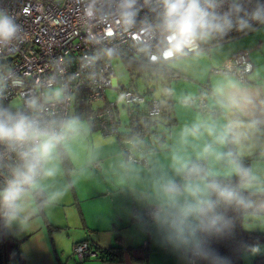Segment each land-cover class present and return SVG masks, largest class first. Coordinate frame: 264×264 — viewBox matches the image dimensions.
Here are the masks:
<instances>
[{
  "label": "crops",
  "instance_id": "crops-1",
  "mask_svg": "<svg viewBox=\"0 0 264 264\" xmlns=\"http://www.w3.org/2000/svg\"><path fill=\"white\" fill-rule=\"evenodd\" d=\"M228 40L237 43L235 49L222 54L218 44ZM228 40L204 49L209 54L208 50L215 48L209 54L211 61L206 79L197 87L191 86L187 73L171 68L173 73L180 75L171 81L181 80L187 85L174 93L170 81L175 121L164 148L145 155L143 163L128 162L115 136L102 135L97 129H92L95 133L89 134L96 144H92L85 157L71 156L69 145L64 144L66 165L65 157L58 149V157L53 163L60 169L57 168L54 177L43 180V188L38 191L44 201L39 203L35 193H29L17 219L11 222L6 219L4 223L5 264H195L181 253L184 247H178L168 239L166 227L157 220L146 222L142 217L134 216L133 206H160L158 183L167 178L183 182L184 177L177 172L180 164L174 161V156L188 164L193 160H205L206 169L213 171L215 177L222 175L224 169L214 170L211 164L215 157L202 155V150L205 145L213 144L215 151L228 152V142L215 143L205 127L198 136H182V132L194 124L214 125L219 132L228 122L238 121L241 139L234 144L239 145L236 149L239 158L253 157L250 168L254 161L264 162V23ZM238 52H247L253 66L248 83L242 84L228 74H212L211 65H221ZM220 85L225 91L234 90L233 86L243 90L251 97V103L240 109L222 106L214 91ZM202 89L208 92L207 110H199L195 104ZM94 103L98 106L101 102ZM94 162H99L100 167L94 168ZM262 167L259 177H264ZM230 172L234 174L231 167ZM53 193L60 195L50 200ZM259 193L261 197L254 201L253 211H264V192ZM84 240L91 241L99 249L122 247V259L111 261L93 257L80 261L73 253V246Z\"/></svg>",
  "mask_w": 264,
  "mask_h": 264
},
{
  "label": "built area",
  "instance_id": "built-area-1",
  "mask_svg": "<svg viewBox=\"0 0 264 264\" xmlns=\"http://www.w3.org/2000/svg\"><path fill=\"white\" fill-rule=\"evenodd\" d=\"M233 0H223L221 12L228 11ZM241 11L234 14L233 27L210 41L221 42L245 34L264 23L251 18V13L264 0H236ZM0 10L8 13L19 25L16 37L9 44H0V56L13 54L14 58L2 68L0 96L10 102L17 101L13 112H21L42 122L67 120L74 95L79 90L86 93L88 105L101 102L102 106L88 111V118L95 120L104 135L116 134L118 124L115 113L117 100L133 106L146 105L150 117L160 114L159 99L145 73V87L127 86L117 81L112 56L132 58L147 67L163 69L166 62L179 56L199 51L211 45L202 42L194 51L165 59V36L159 30L160 0H136L134 22L126 23L124 0H0ZM252 63L247 52H238L213 68L242 84L249 82ZM180 75L172 73L171 79ZM116 91L117 99L109 101L105 91ZM59 94V95H58ZM208 92L201 90L195 98L199 110H207ZM35 100L36 108L29 102ZM89 109H91L89 107ZM119 114V113H118ZM154 135L122 136L121 149L128 161H139L154 146ZM146 142L148 144H146ZM14 155L6 154L0 145V189L9 178L8 165ZM94 168L100 163L94 162ZM158 204L143 208L133 206V215L153 222ZM6 218L0 214V222ZM74 255L81 261L97 257L99 251L87 241L73 246ZM181 253L195 262L198 254L183 248Z\"/></svg>",
  "mask_w": 264,
  "mask_h": 264
},
{
  "label": "clouds",
  "instance_id": "clouds-1",
  "mask_svg": "<svg viewBox=\"0 0 264 264\" xmlns=\"http://www.w3.org/2000/svg\"><path fill=\"white\" fill-rule=\"evenodd\" d=\"M223 0H160L162 11L159 14V30L165 36L163 57L172 58L194 51L202 42L212 40L233 27V15L242 9L233 0L228 11L221 12ZM136 0H124L123 16L126 23L134 22ZM251 18L264 22V5H258L251 13ZM19 25L5 11L0 10V44H9L17 35ZM232 91H225L220 85L214 90L220 97L222 106L240 109L251 103V97L243 90L233 86ZM59 95V94H58ZM35 109L36 101L29 102ZM205 127L214 142L226 144L229 139L238 144L241 133L238 121H230L223 130L217 132L214 125L202 126L197 123L182 132V136H198ZM80 121L76 118L56 122H42L21 112H13L0 107V145L6 154L14 155L15 160L8 165L9 178L0 189V214L9 222L17 219L24 210V202L29 193L42 190V181L57 174L54 161L58 149L66 144L70 136L78 134ZM202 155H213L216 160H226L235 175L240 178L238 186L224 185L216 179L215 173L199 165H189L174 156L179 162L178 173L184 175L178 184L171 178L164 179L157 185L160 206L155 219L168 231V239L178 247L191 249L194 253L207 256L202 248V236L222 235L232 226L227 216L229 208L251 209L254 202L244 196L240 189L254 187L264 192V185L249 168L239 162V154L218 152L213 144H207ZM60 193H53L50 200ZM255 254L258 246H251Z\"/></svg>",
  "mask_w": 264,
  "mask_h": 264
},
{
  "label": "trees",
  "instance_id": "trees-1",
  "mask_svg": "<svg viewBox=\"0 0 264 264\" xmlns=\"http://www.w3.org/2000/svg\"><path fill=\"white\" fill-rule=\"evenodd\" d=\"M228 40V39H227ZM211 44L214 43V41H210ZM124 62V64L127 66L129 71H131V75L136 74V77H141V79L144 80L145 73H148L150 76L149 81L150 83H162V92L160 93V96L158 97L160 102V114L157 117H150L148 113L146 112V105L142 106H133V113L130 112V106L125 104L123 106L126 107V114L128 116V123L125 124V126L128 127V130L123 131L117 128L116 134H113L115 138L121 144V138L122 136H142L145 135H154V143L155 145H149L148 144V150L143 155V157L140 158L139 161H127L131 163H143L145 160V155H147L150 152L157 151L159 149L164 148L168 132L174 123V118L172 114V103L173 99L171 96L170 91V81H171V75H172V69L168 66V62H166L163 69H158L156 67H147L143 63H138L135 61V59L132 58H121ZM133 79H130L131 83L133 84ZM145 81V80H144ZM130 83V85H132ZM135 84V82H134ZM156 91V86L152 85ZM155 91L149 92L148 97H152L155 95ZM0 107L2 108H8L11 111L14 110V107L9 106V102L4 100L0 96ZM81 110L88 111V103L86 98V93L84 90H79L73 97L72 105H71V111L73 112L72 115H77V113ZM70 111V114H71ZM115 113L119 115V109H115ZM70 117V115H69ZM68 117V119H69ZM86 118L88 122L90 123L91 129H98L97 123L95 120L89 119L88 115L86 114ZM117 120V124L119 125V116ZM67 119V120H68ZM228 146L230 148V151L233 153H236V146L234 143L231 142V140L228 141ZM59 151L62 153L64 158V163L67 165L68 159L66 157V153L64 151V146L61 145L59 147ZM122 151V149H121ZM125 156V155H124ZM126 158V157H125ZM253 157H247V158H239V162L245 167L250 169V165L253 161ZM196 164L206 169V162L205 160H193L189 165ZM184 177V175L182 174ZM216 179L218 182L224 184V185H231V186H238L240 183V178L233 174L228 177H210L209 179ZM178 184H180V179L175 180ZM242 191V194L248 198H250L253 202L258 198L261 197V194L259 191L248 189V188H242L240 189ZM35 197L39 203H42L44 201V197L42 194H39L38 191L34 192ZM253 212V208L251 209H236V208H229L227 210V216L232 220V226L231 228L226 231L222 235H212V236H202V248L203 251L207 254V256H201L198 255L195 264H241L242 263V252L253 245L264 243V233H255L250 232L244 229L243 222L246 214H249ZM6 220H3L0 222V264H5L7 260V255L5 252V232H4V223ZM87 241L93 248L99 251V254L97 257L104 258L111 261H120L122 259V247L114 246L108 249H99L96 247L91 241ZM17 248V244L15 245ZM87 259V258H85ZM253 264H264V259L261 257H256L254 259Z\"/></svg>",
  "mask_w": 264,
  "mask_h": 264
},
{
  "label": "rangeland",
  "instance_id": "rangeland-1",
  "mask_svg": "<svg viewBox=\"0 0 264 264\" xmlns=\"http://www.w3.org/2000/svg\"><path fill=\"white\" fill-rule=\"evenodd\" d=\"M235 44L237 43H231L228 40V41L219 43L218 44L219 46L217 48H219V51L222 50V54H223L225 51L228 52L229 50L235 49L234 48ZM213 49L215 48L211 47V50H208V51L211 52ZM209 54H207V51L204 49L200 51L191 52L189 54H185L175 59H172L171 61L168 62V66L173 69H181L183 72L187 73V76L191 79L190 80L191 86L193 87L195 85L197 87L199 83L203 82L202 80L206 79V75L208 74V71L210 68L208 64L211 61V56ZM213 54H215V56L216 55L218 56V54L216 53H213ZM213 54H212V59L214 57ZM13 58H14L13 54H6V55L0 56V75L2 72L3 66L7 65ZM112 63H113L114 72H115L118 82H120L121 84H125L127 86H132V87L136 86L139 90L144 89L145 87L144 80L141 79V77H136V74H135L136 71H134V74L131 75V71L133 70L129 71V69L127 68V66L124 64L123 60L119 56H112ZM211 66L212 68H214L220 65H211ZM211 71H212V74L216 73L213 70ZM130 79H133L132 80L133 84L131 83ZM130 83L132 85H130ZM151 85L156 86L155 96L158 98L160 96V93L162 92V83L159 81L157 83H152ZM186 85L187 84L181 80L171 81V86L173 88L172 90L174 91V93H176V89H178L179 87L183 88ZM105 94L109 101H115L117 99L116 91L111 88H107L105 91ZM116 103L119 109V121H120L118 128L120 130L126 131L128 130V127L125 126V124L128 123L126 107L123 106L124 102L122 100L118 99ZM9 106L14 107V108L18 107V102L10 101ZM98 106L101 107L102 106L101 103H99ZM95 107H97V103H94L93 106H90L91 109H89V105H88V111L95 110ZM88 111L86 112L85 110H81L77 113L76 116L72 115L73 112L71 111V114L69 117V119L76 118L80 121L79 133L76 135L70 136L65 144L66 147L69 145L68 150L69 148L71 150V152L69 151V153L71 154V156L75 157L76 159H80L88 155L89 152L91 151L90 147L92 146V144L94 145L96 144V140H94L89 135L90 133L92 134L95 133V130L91 129L90 123L88 122L86 118V114L88 115ZM96 131L104 135L100 129H97ZM109 136H114V135L111 134ZM237 147L239 148V145H236V149H238ZM217 149L219 150L220 148H217ZM211 164L214 170L220 171L221 168L224 169V171H222L221 173L222 175H219V177H228V176L233 175L230 172L231 166L227 164L226 160L218 161L215 159L214 161H211ZM260 166L261 167L264 166V162L257 160V161H254L250 169L253 171L254 175L257 177L259 184L264 185V177H259V172L260 174L262 172L261 171L262 169L260 168ZM57 168L60 169L58 165H57ZM254 188L257 190L256 187ZM243 227L245 230L250 231V232L264 233V211H253L249 214H246L244 218V222H243ZM253 246H258L260 251L258 253L253 254L250 251L251 246L246 248L242 252V256H241L242 263L241 264H253L254 259L258 256L264 259V243H259Z\"/></svg>",
  "mask_w": 264,
  "mask_h": 264
}]
</instances>
